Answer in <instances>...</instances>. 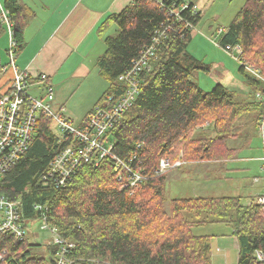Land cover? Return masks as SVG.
Here are the masks:
<instances>
[{"label": "trees", "instance_id": "16d2710c", "mask_svg": "<svg viewBox=\"0 0 264 264\" xmlns=\"http://www.w3.org/2000/svg\"><path fill=\"white\" fill-rule=\"evenodd\" d=\"M184 4L183 0H133L107 17L97 31L105 50L96 65L107 89L96 105L109 95H121L118 76L131 68L157 33H165L150 69L139 76L132 106L106 135L114 152L143 175L139 185H124L113 164L104 160L98 167L83 165L63 188H42V175L69 144L45 118L39 119L29 149L0 184V193L20 201L26 218L38 216L35 204L47 206L49 222L75 245L68 255L71 264H212L209 237L191 232L210 223L231 226L238 245L237 264H259L254 252L264 253V218L252 201L244 205L239 197L187 198L171 199L166 206L167 172L159 171L161 159L172 163L228 159L233 149L227 141L235 135L231 134L235 123L254 114L259 129L264 117V0H246L216 43L221 50L229 47L239 59L238 72L251 91L249 100L241 102L221 84L207 93L191 81L193 73L208 71L209 66L187 50L192 29L186 25L195 27L201 12L191 15L195 4L187 3L182 10ZM3 6L13 25L18 54L25 46L27 10L19 0H3ZM113 25L118 33L106 36ZM2 75L0 66V98L11 83V79L2 81ZM198 128L206 130L204 139L194 138ZM3 241L14 256L10 264H53L49 257L55 247L46 246L47 257H40L30 254L26 241L8 237Z\"/></svg>", "mask_w": 264, "mask_h": 264}, {"label": "built area", "instance_id": "2783aa9c", "mask_svg": "<svg viewBox=\"0 0 264 264\" xmlns=\"http://www.w3.org/2000/svg\"><path fill=\"white\" fill-rule=\"evenodd\" d=\"M187 8V3L181 7L182 10ZM198 12H201L198 6L193 5L191 15L198 14ZM175 16L178 18V13ZM0 23L5 27L9 38L7 49L9 62L6 67H2V72H6L7 69L13 72L9 92L0 98V184L19 158L29 149L39 119L45 118L51 122L52 129L58 137L68 139L69 144L56 155L48 171L42 175V188H63L83 165L98 167L104 160H109L113 164L119 173L118 180L124 181V185L129 187L139 185L143 181V175L132 170L131 165L114 152V145L108 142L106 135L117 125L123 113L132 106L138 94L139 76L150 69L156 46L159 45L165 33H157L151 43L140 51L131 68L118 76L117 80L122 84L121 95L107 96L103 104L94 106L87 117L79 125H75L70 118L64 115L62 109V111H56L53 108L55 97L51 87L44 85V94L41 96L29 94L33 82L43 83L47 77L38 75L33 80L27 71H20L15 66L16 41L13 37V25H11L8 11L3 6V0H0ZM186 27L194 31L191 25L187 24ZM223 32L224 29H218L219 34ZM222 51L238 62V57L230 53L229 47ZM236 51L240 53L239 48ZM246 69L249 70V68ZM252 74L256 75L254 71ZM259 95L257 93L255 96L260 98ZM259 123L263 130L264 117ZM260 161L261 170L264 172V154ZM179 165L180 162L172 163L167 159H161L159 171L164 174ZM259 181L260 177L253 179L255 184ZM252 202L260 208L264 218V189L255 196ZM33 209L38 216L26 218L21 212L20 201H12L0 193V264H10L14 260L3 238L8 237L14 242L26 241L27 232L34 224L38 225L39 230L49 234L50 241L47 246L56 248L53 258L51 255L49 257L53 264H71L68 255L73 251L74 243L62 238L57 227L49 222L46 205L35 204ZM254 256L257 263L264 264L262 251L256 250Z\"/></svg>", "mask_w": 264, "mask_h": 264}, {"label": "crops", "instance_id": "0c3cea01", "mask_svg": "<svg viewBox=\"0 0 264 264\" xmlns=\"http://www.w3.org/2000/svg\"><path fill=\"white\" fill-rule=\"evenodd\" d=\"M132 1L19 0L20 5L27 10L28 22L24 30L25 46L16 55L15 66L20 71H27L33 80L38 75L47 77V80L43 83L33 82L30 89L37 96H41L44 94V85H48L54 93L53 108L56 111L62 109L64 115L67 116V113L78 114L80 110H83L88 115L107 89L106 82L100 76L96 65L97 59L105 50L104 42L97 33L98 28L107 17L121 12ZM184 1L195 4L201 11L204 7L210 6L213 0ZM27 8L32 12H29ZM4 33L5 35L2 37L1 35ZM196 38V33L192 31L191 39L195 40ZM8 39V34L3 26V32L0 34V48H4L6 44L8 45ZM205 42L202 41L206 48L210 49V46ZM191 53L194 55L193 52ZM1 55L0 52V59H2ZM208 66L209 70L206 72L209 75H213L214 72L213 81L227 88L232 94L235 93L233 97L236 101L249 100L250 88L244 81L239 79L241 78L239 72H236L237 76L234 74L235 71H233V67L228 61L219 58L212 60ZM7 74L8 72H6L4 80L12 79V70L9 71L8 78H6ZM247 115L251 116L247 121L242 120L243 117L238 120L241 127L239 132L243 131V136L235 135L228 139L229 143L232 141L230 144L227 141L228 148L233 149L229 155L231 157L220 159L221 165L215 173L219 170L222 171L226 162L243 161L249 166L253 164L252 168L254 167V173H257V175L253 174L252 179L260 177V181L255 184L251 180V188L254 191L249 194V197L252 201L264 189V172L261 170L262 163L260 161L263 155L253 161H247V158H241V160L237 158L239 152L241 153L244 149L249 148L251 138L254 133L257 134L259 131L258 125L255 123V115ZM204 133L206 134V130ZM261 134L264 147V133L260 132ZM258 162L261 164L259 165ZM201 163L208 164V161H202L199 164ZM245 170L247 169L243 168V171ZM234 197L242 199L241 196ZM235 242L238 249L236 239ZM216 252L220 253L221 250Z\"/></svg>", "mask_w": 264, "mask_h": 264}, {"label": "rangeland", "instance_id": "374dc122", "mask_svg": "<svg viewBox=\"0 0 264 264\" xmlns=\"http://www.w3.org/2000/svg\"><path fill=\"white\" fill-rule=\"evenodd\" d=\"M245 2L246 0H213L210 6L208 5L201 10V19L194 27V33H196L197 38L195 40L191 39L189 44H187L188 52H193L195 55L193 56L196 57V60H200L203 64L208 65L212 60L222 58L231 64L233 71H235L234 74L236 76L238 75V63L235 60L226 57V54L218 46H216L215 43H218L221 35L218 33V29L227 28ZM116 33H118V28L116 25H113L105 35L113 36L116 35ZM3 35H5V33L1 36L3 37ZM202 41H206L205 43H207L212 50L207 49ZM4 46V48H0L3 59H0L1 67H6L9 62L7 55L8 45L6 44ZM9 71L10 69H7L6 72H8V74L6 75V78L9 76ZM6 72H4V74H6ZM4 76L5 75H2V81ZM213 76L214 72L213 75H209L205 70H198L193 73L191 81L198 85L202 91L208 93L212 91L214 86H216V82L213 81ZM239 79L243 81L242 77ZM29 94L37 96V94H35L31 89L29 90ZM86 115L87 112H83V110H80L78 114L67 113V117L73 120L75 125H79L81 120H83ZM249 117L251 116L244 115L242 120L247 121ZM240 130L241 127L237 121L231 134L235 133L237 136H243V131L239 132ZM258 130L257 134L254 133L251 138L249 148L244 149L237 155L239 160H241V158H247V161H253L263 155V137L262 134L260 135V132L264 133V131H262L261 128ZM195 131L196 133L194 134V138L204 139V131L202 128H198ZM206 137H208V135ZM213 137H215V135ZM178 157H181V155ZM251 158L253 159L251 160ZM199 163L200 162H180L179 167H175L167 171V177L165 179L166 206H168L171 199H210L234 196H241L242 203L246 205L249 204V194H252L254 191L251 188V180H253L252 176L253 174L257 175V173H254V167L252 168L253 164H250L251 166H249L243 163V161L226 162L223 166V170H219L215 173L221 165L219 161H208V164ZM258 163L259 165L261 164L260 162ZM243 168L247 170L243 171ZM191 232L195 236L209 237L211 254L213 257L211 258L212 264H237L236 257L238 249L235 238L232 236L231 226L218 223L206 224L201 227L192 228ZM49 241V234L39 230L38 225L34 224L32 229H29L27 232L26 242L29 244L27 249L32 255L47 257L46 246ZM218 250H221V252H216Z\"/></svg>", "mask_w": 264, "mask_h": 264}]
</instances>
